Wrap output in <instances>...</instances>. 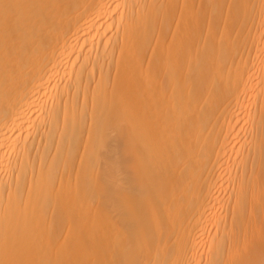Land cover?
<instances>
[{
  "label": "bare ground",
  "instance_id": "6f19581e",
  "mask_svg": "<svg viewBox=\"0 0 264 264\" xmlns=\"http://www.w3.org/2000/svg\"><path fill=\"white\" fill-rule=\"evenodd\" d=\"M0 264H264V0H0Z\"/></svg>",
  "mask_w": 264,
  "mask_h": 264
}]
</instances>
